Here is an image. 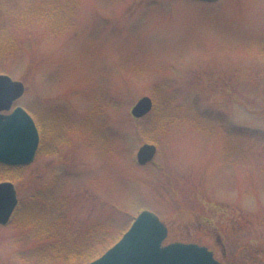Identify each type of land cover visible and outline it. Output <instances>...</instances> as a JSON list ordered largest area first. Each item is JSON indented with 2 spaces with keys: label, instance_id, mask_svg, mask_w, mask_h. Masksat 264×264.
I'll return each instance as SVG.
<instances>
[{
  "label": "rangeland",
  "instance_id": "rangeland-1",
  "mask_svg": "<svg viewBox=\"0 0 264 264\" xmlns=\"http://www.w3.org/2000/svg\"><path fill=\"white\" fill-rule=\"evenodd\" d=\"M26 1L1 0L0 17L63 8L66 27L13 30L16 56L0 63L25 87L12 109L44 137L10 172L23 211L0 227V264H67L55 256L96 235L111 245L145 211L164 245L264 264V0ZM142 97L154 109L133 120ZM150 143L153 162L138 166Z\"/></svg>",
  "mask_w": 264,
  "mask_h": 264
},
{
  "label": "water",
  "instance_id": "water-1",
  "mask_svg": "<svg viewBox=\"0 0 264 264\" xmlns=\"http://www.w3.org/2000/svg\"><path fill=\"white\" fill-rule=\"evenodd\" d=\"M24 86L7 76H0V112H9L22 97ZM152 110L149 98L140 99L131 109L134 119H141ZM34 122L21 108L9 115H0V164L8 167L29 165L38 148ZM156 149L143 145L137 152L139 165L150 162ZM16 191L9 182L0 183V225H6L17 206ZM167 229L158 218L142 212L121 240L103 256L90 264H219L204 247L174 243L162 247Z\"/></svg>",
  "mask_w": 264,
  "mask_h": 264
},
{
  "label": "trees",
  "instance_id": "trees-1",
  "mask_svg": "<svg viewBox=\"0 0 264 264\" xmlns=\"http://www.w3.org/2000/svg\"><path fill=\"white\" fill-rule=\"evenodd\" d=\"M20 1H21V3H19L21 4L20 7L25 3H28L27 1L25 2V0H20ZM0 3H2L1 0ZM70 6L74 7L73 5ZM2 8L3 6L0 5V9ZM36 9L34 10L33 13H31L27 7H24L22 9H18L16 13L15 8L14 9L12 8L3 16L0 17V63L8 61L16 56L17 42L11 33L13 30L21 31L26 27L33 25L34 23V25L37 27H41V26H47V28L52 27L51 28L52 33L50 34H53V36H57L58 33H62L61 31L63 28L65 29L66 26L64 25V22L62 20V18L64 17L63 8H56V9L53 8L52 9L53 13L51 15L48 14L47 16L44 15L43 10H36ZM56 12H58L59 14H57ZM49 16L51 17L48 18ZM241 133H243L244 136H248L249 134L250 135L255 134L253 130H246V128H243ZM0 168L2 169L0 171V181L3 180H8L11 182L18 181V179L14 175H12L13 173L10 172L11 171L16 172L20 169H10L5 167H0ZM22 206H23V201L19 203L14 218L22 214L23 211ZM42 211L45 212L46 208L45 207L42 208ZM108 241L109 240L107 236L98 237L96 235L95 238H91V240L86 243L87 245H83V248H86L85 250H81L82 247H80V249H76L75 251H77L78 253L72 254L70 258L67 256V254L63 256H55L56 261L60 260L63 257L62 261L70 259L68 260L69 262L67 264H87L95 260L100 255H102L108 248H110L114 244L113 243L111 245H108ZM46 260H50V258H47Z\"/></svg>",
  "mask_w": 264,
  "mask_h": 264
}]
</instances>
